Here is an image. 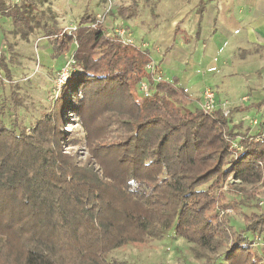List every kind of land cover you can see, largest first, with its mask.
I'll use <instances>...</instances> for the list:
<instances>
[{"label":"trees","instance_id":"obj_1","mask_svg":"<svg viewBox=\"0 0 264 264\" xmlns=\"http://www.w3.org/2000/svg\"><path fill=\"white\" fill-rule=\"evenodd\" d=\"M45 1L0 0V18L11 20L24 38L42 29L53 58L75 47L77 73L29 131L5 122L9 111L16 118L20 102L13 98L10 108L1 101L6 84L0 74V264H114L112 252L163 241L172 232L193 244L197 258L212 259L224 247L226 264H262L245 235L264 234V211L246 217L236 231L226 213L235 202L200 190L230 177L264 182L260 128L240 133L231 122L252 106L227 115L189 110L197 99L177 77L164 80L159 66L148 73L154 61L148 50L123 47L89 10L76 29H60L38 15L37 5ZM138 7L139 0L117 13L129 18ZM1 70L10 80L0 60ZM158 72L163 80L156 83ZM144 79L152 98L135 93ZM69 114L85 132L86 160L67 150L82 142L63 130ZM237 140L241 151L234 148Z\"/></svg>","mask_w":264,"mask_h":264},{"label":"rangeland","instance_id":"obj_2","mask_svg":"<svg viewBox=\"0 0 264 264\" xmlns=\"http://www.w3.org/2000/svg\"><path fill=\"white\" fill-rule=\"evenodd\" d=\"M8 1L10 4H20L21 2V0ZM135 1L137 0H47L39 2L37 7L38 15H42L47 21L67 31L73 30L85 11L89 10L95 13L109 30L125 29L134 37L136 43L146 44L147 49L145 51L148 50L147 52H150L152 58H160L156 65L161 69L160 63H162L161 73L164 80H167L166 77L172 71L184 74L179 69L181 66L178 67L180 64L178 60L182 58L180 51L174 49L176 59L175 57L169 59V57L166 58V55L154 50L157 38L162 35L163 29L170 25L173 27L171 18L174 17L175 21H173L178 22L180 13L184 12L181 11L182 7L188 5L186 6L188 9L194 8L196 0H139V7L131 17L123 18L118 15L119 8L130 7ZM7 19L0 18V60L10 70L11 79L7 80L5 72L0 71L6 84L1 93V101H6L8 107L11 108L13 107L12 99L17 97L20 107L16 112V118L9 111L5 117V122L9 124L15 121L20 127L27 128L29 131L37 120L52 109L53 103L60 94V88H63L77 74L72 63L75 47L65 57L55 59L52 56L51 44L42 29L35 27V30L24 38L14 31L13 25L11 28L6 27ZM2 28L6 31L5 36L1 31ZM182 38L185 43H190V48L193 47L194 36L190 39L189 36L182 35ZM8 45L11 46V50H9ZM159 55L160 57H158ZM70 66L72 76L68 77L64 85L61 86L59 77H57L58 73ZM216 79L218 80V78ZM231 80L232 82H227L228 78H226L223 82L228 87L227 92L229 94L227 93V95H229V100L233 105L236 103L233 96L247 93V87L244 86L241 76L231 78ZM239 84H241V88L238 87ZM135 93L140 96L138 87L135 88ZM192 96L197 101L188 107L189 110L195 111L206 108V100L203 96ZM237 103L242 104L244 101L241 100ZM231 104L215 99V110L221 109L226 115L234 108ZM246 104L248 106V103ZM238 118L241 119V123L247 125L248 123L253 124L257 120L256 115L251 117L246 113L240 114ZM234 119L237 120L232 115V124H234ZM257 121L258 125L251 133L257 132L258 127L264 128V125L261 126L260 121ZM65 123L63 130L73 135L76 134L82 141L77 147H67V150L73 151L82 160H86L89 157V152L85 146V132L82 126L78 124V119L71 114L66 117ZM243 130H245L244 126H242L240 133H245ZM200 190L208 191L212 195L222 194L227 200L235 202L236 207L230 208L226 213L228 214L227 219L236 231L244 229L246 217L252 214H261L264 211V182L249 185L230 177L224 185L210 186L208 184L201 187ZM248 193L253 195V199H247ZM245 236L253 240L258 260L260 259L264 264V234L258 236L246 233ZM192 246L193 244L172 232L163 241L124 246L112 252L109 258L114 264H226L224 256L226 248L223 247L219 255H214L212 259L206 260L197 258L192 253Z\"/></svg>","mask_w":264,"mask_h":264},{"label":"crops","instance_id":"obj_3","mask_svg":"<svg viewBox=\"0 0 264 264\" xmlns=\"http://www.w3.org/2000/svg\"><path fill=\"white\" fill-rule=\"evenodd\" d=\"M186 6L182 7L184 12L178 22L172 17L173 27L163 29L156 41L154 51L166 58L176 59L174 49L182 53L178 67L184 74L172 71L166 79L172 81L177 77L179 86L191 96L202 97L211 89L216 100L231 104L223 81L228 78L227 82H232L231 78L241 76L247 93L233 96L236 103L231 105L247 107L248 103L252 108L234 113L237 120L234 119L233 125L241 126L238 132H242V126L244 132L255 128V124L248 123L249 128L241 123L238 117L243 113L256 115L261 126L264 125V0H196L194 8ZM6 21V27L11 28L12 21ZM182 35L190 39L194 36L192 48ZM153 60L157 64L160 58ZM160 66L163 69L162 63ZM241 100L244 103H237Z\"/></svg>","mask_w":264,"mask_h":264},{"label":"built area","instance_id":"obj_4","mask_svg":"<svg viewBox=\"0 0 264 264\" xmlns=\"http://www.w3.org/2000/svg\"><path fill=\"white\" fill-rule=\"evenodd\" d=\"M76 29V27L74 28ZM73 29V30H74ZM114 34L116 35L117 39L119 40V42L121 43V45L123 47H136L138 48L139 50L141 51H145V49H147V45L146 44H138L135 42V39L134 37L126 32L125 29H111ZM73 60V58H72ZM72 62V61H71ZM73 65L75 63V61L73 60ZM157 69V65L156 63L153 61L152 63L148 64L146 66V70L148 71V73H154ZM71 66L70 67H66L65 69L61 70L59 73H58V76L59 77V82L61 84V86L64 85L65 81L67 80L68 77L72 76V73H71ZM163 80L160 72H158V75L155 77V82L156 83H159ZM138 91H139V94H140V97L142 98H152L154 97V91L151 89V86L150 84L148 83V80L147 79H144L142 80L139 84H138ZM62 89V88H60ZM61 91V90H60ZM59 91V93H60ZM203 98H205V107L204 108L205 110H215V99H216V95L215 93L211 90V89H208L204 92V95H203ZM228 113H226L227 115ZM255 124L258 125V122H255L253 123V125ZM259 132L261 133L259 136H258V140H262L264 141V128H260ZM258 134V133H257ZM239 140H237L236 142H234V148H236L237 150H242L241 147H239Z\"/></svg>","mask_w":264,"mask_h":264}]
</instances>
